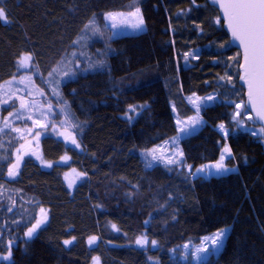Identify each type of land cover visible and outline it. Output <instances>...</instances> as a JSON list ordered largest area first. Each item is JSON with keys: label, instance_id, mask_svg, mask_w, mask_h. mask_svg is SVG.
Segmentation results:
<instances>
[{"label": "trees", "instance_id": "obj_1", "mask_svg": "<svg viewBox=\"0 0 264 264\" xmlns=\"http://www.w3.org/2000/svg\"><path fill=\"white\" fill-rule=\"evenodd\" d=\"M133 3L141 8L146 28L112 41L115 53L108 61L120 88L116 98L112 83L101 74L82 75L61 89L72 113L87 122L82 138L85 154L69 149L72 159L53 169L41 168L26 157L20 176L11 180L5 178L7 163L0 166V184L14 191L11 201L20 207L18 216L16 210L9 215L6 203L0 206L5 238L7 228H15L14 219L39 212L37 202L50 209V222L29 243L23 241V228L14 233L22 238L14 248L15 264H92L93 256L100 257V264H148L149 256L171 264L167 249L196 244L224 226L230 227V233L212 264H264V146L260 141L246 134L230 139L235 159L227 163L237 165L238 172L208 179L192 180L178 169L161 165L147 169L138 154L175 134L172 104L182 116L192 115L185 96L193 91L201 96L224 91L217 89L218 74L231 70L215 60L218 43L228 37L209 23L216 10L206 0H196L199 7H193L191 0H6L11 22H0V84L16 73V58L22 51L35 53V62L47 77L62 58L72 60V53L81 47L72 42L84 35L81 29L94 14L103 28L105 12H126ZM187 8L192 11L177 17L178 10ZM89 40L90 55L104 46L98 37ZM192 48L202 49V55L185 64L178 54ZM235 51L231 48L219 59L226 61ZM34 80L44 87L46 99L56 103L40 77ZM144 102L148 108L129 122L124 116L127 105ZM231 111L217 106L203 113L207 126L181 145L188 163L199 166L218 158L216 141L221 137L215 125L221 119L227 122L224 114ZM49 131L41 138L40 149L46 159L56 162L66 149ZM13 135L0 133V143L5 145L0 155L12 150L8 141ZM12 144L18 146L15 140ZM71 168L86 171L88 178L70 190L63 174ZM169 193L175 199L161 212L159 205ZM150 213L155 218L148 235L160 242L163 251L134 247V238L145 231L143 222ZM112 223L119 232L110 227ZM89 235L100 237L91 248L86 244ZM71 236L76 237L73 245L63 246L62 241Z\"/></svg>", "mask_w": 264, "mask_h": 264}, {"label": "snow or ice", "instance_id": "obj_2", "mask_svg": "<svg viewBox=\"0 0 264 264\" xmlns=\"http://www.w3.org/2000/svg\"><path fill=\"white\" fill-rule=\"evenodd\" d=\"M6 0H0V22L10 23V12L5 6ZM213 7L215 15L209 23L224 31L227 39L218 43L219 51L216 53L215 63L224 64L225 68L231 71H225L224 75L217 78V89L207 95H198L195 91L184 97L191 106L192 115L182 116L175 104H172L171 110L174 114L175 134L164 139L162 143L155 144L152 147H144L139 150V156L145 167L151 169L163 165L169 170L175 168L185 174L192 180L207 179L213 177H223L228 174L238 172V166L227 163L235 159L233 148L229 140L241 134L250 135L258 141H264V0H208ZM193 7H199L196 0H191ZM129 11H110L103 14L105 24L103 28L96 22L95 14L87 24L81 29L84 35L74 40L73 45H82L86 39L98 37L103 41V48L96 49L93 55L80 52L72 53V60L66 61L62 58L53 66L44 77L35 62V53L22 51L16 58V73L10 80L0 84V106L9 105L12 111L8 112L7 117H0V133H14L8 141V155H0V166L7 163L6 177L16 179L20 176L22 165L27 163L26 157L34 158L39 162V167L53 169L67 165L72 159L68 155L69 149L76 150L78 155L85 154L82 138L87 127L86 121L79 119L72 113L70 103L64 99L62 87L68 83L78 81L81 76L89 74L106 75L112 83L113 98L120 92L118 82L111 75V66L108 58L115 53L112 48V41L118 38L122 33H140L146 28L145 19L141 8L133 3L129 5ZM192 8L177 11V17L187 15ZM195 23V21H193ZM171 27V25H170ZM196 29L203 34V27L196 25ZM173 45L175 41L172 42ZM212 45L210 44L209 47ZM235 48L234 55L227 56L226 61L219 59L224 56L225 52ZM202 55V49L192 48L188 51L178 54L185 64L190 60H199ZM84 57L82 62L79 57ZM71 64L72 67H68ZM180 71L179 62H177V72ZM34 76H39L44 85L50 88L52 96L56 98V104L59 110L56 111L51 102L47 103L46 110L43 105L38 104L34 99L29 100L24 96L17 95L20 91L13 85H23L27 89V96L33 94L44 97V87L38 86ZM237 82L240 88H237ZM7 91L5 92V87ZM182 91V85H181ZM77 95L75 89L71 93ZM237 97L238 99H233ZM15 101H19V107L15 106ZM231 108L230 113H225L227 122L221 119L215 125V130L220 134V140L216 141L219 154L218 158L207 163H201L194 166L187 162L185 152L181 147L182 142L196 135L200 130L207 126L203 113L212 107ZM148 108L147 102L143 104H129L124 112L125 118L131 122L139 116L142 110ZM39 112V116L34 118V113ZM58 117H63L58 119ZM23 120L24 127L15 126V121ZM31 121V127L27 125ZM39 129V130H37ZM51 129V133L65 146V153L59 157V160L53 162L45 158L40 149V139L42 134ZM15 140L18 146H14L12 141ZM0 149H5V145L0 143ZM14 157V159H13ZM246 162V158H245ZM67 182L68 189L77 186V181L86 182L88 173L71 168L63 174ZM2 187V185H0ZM175 199L172 193L168 194L164 204L159 205V210L167 211L169 204ZM16 201L12 200L11 205L7 208L8 212H13ZM39 212L29 216L27 219L21 215L20 219H14L12 224L15 228H7L8 236L5 238L4 228L0 227V264H15L14 248L18 247L22 239L18 234L19 229L23 228V241L29 243L35 236L42 231L50 222V209H46L37 202ZM102 209V205H96ZM155 218L149 214L145 219L143 226L145 231L136 235L133 243L140 250L163 251L157 239L150 238L148 229L151 227V221ZM173 220L175 216L173 215ZM166 223V222H165ZM4 227H7L5 224ZM110 227L119 232L120 229L115 223ZM166 230V228H165ZM230 233V227L224 226L218 228L215 232L203 236L199 244L191 245L186 242L173 248L167 249L171 264H212L221 250L224 248L225 240ZM125 235H127L125 233ZM100 237L89 235L87 244L91 248L98 244ZM76 241L75 236L62 241L63 246H71ZM110 243V242H109ZM92 264H100V257L93 256ZM148 264H160L159 259L151 256L148 257Z\"/></svg>", "mask_w": 264, "mask_h": 264}, {"label": "rangeland", "instance_id": "obj_3", "mask_svg": "<svg viewBox=\"0 0 264 264\" xmlns=\"http://www.w3.org/2000/svg\"><path fill=\"white\" fill-rule=\"evenodd\" d=\"M145 31V30H144ZM143 31V32H144ZM140 33H142V32H140ZM140 33H131V32H125V33H122L119 37H121V36H125V35H136V34H140ZM83 34H81V35H79L78 36V38L80 37V36H82ZM77 38V39H78ZM76 39V40H77ZM96 40V39H95ZM92 44V42H91V40H89V39H86V41H84V42H82V45L83 46H79L78 47V50L77 51H74V52H76L77 53V55L79 56V53L80 52H84V53H86V54H88V55H90V52H89V47H90V45ZM76 46H78V45H76ZM83 49V50H82ZM72 57V56H71ZM80 58V60L83 62L84 61V57H79ZM69 67V66H68ZM10 80V79H9ZM7 81V80H6ZM4 83V82H3ZM3 83H1V84H3ZM13 87L14 88H18V89H20V91H18L17 92V95H21V96H24L26 99H29V100H35L38 104H41V105H43V108L46 110V108H47V103L48 102H51L52 104H53V107H54V109L56 110V111H58L59 110V106L56 104V103H53L52 101H49V100H47L46 99V96H44V97H41V96H38V95H35V94H33V96H31V97H29V96H27V89H25L24 88V86L23 85H13ZM48 89H49V92H50V94H51V91H50V88L48 87ZM7 91V86L5 87V92ZM188 96V95H187ZM51 97L55 100V102H56V98L54 97V96H52V94H51ZM186 97V96H185ZM185 101H186V99H185ZM13 103V101H9V105H11ZM186 103H187V101H186ZM188 104V103H187ZM9 105H3V106H0V117H7V115H8V112L9 111H12L13 109H12V107H10ZM189 105V104H188ZM15 106L18 108L19 107V101H15ZM172 106V105H171ZM190 106V105H189ZM190 108H191V106H190ZM34 115V118H37L38 116H39V112H36V113H34L33 114ZM63 117H58V119H62ZM27 125L29 126V127H31V121H27ZM15 126H17V127H24V122H23V120H19V121H15ZM37 130H39V129H37ZM5 131H8L7 129L5 130ZM49 133L52 135V136H54L52 133H51V129H50V131H49ZM14 134V133H13ZM47 134V132L46 133H44V134H42V136H41V138L43 137V136H45ZM15 135V134H14ZM55 137V136H54ZM56 138V137H55ZM57 139V138H56ZM41 140V139H40ZM262 144H263V146H264V141H260ZM162 143V142H161ZM160 144V143H159ZM13 159H14V157H13ZM34 159V158H33ZM35 160V159H34ZM37 162V164L39 165V162L38 161H36ZM161 166H163V165H161ZM5 178H6V180H11V179H8L7 177H6V174H5ZM208 179V178H207ZM66 182V181H65ZM79 181H77V183H78ZM66 184H67V182H66ZM1 185V184H0ZM71 190V189H70ZM13 194H14V191H9V190H7L5 187H0V206L2 205V203H6V208H8L10 205H11V197L13 196ZM10 198V199H9ZM20 207L16 204V211H15V213L16 214H18V216H20ZM25 212H26V210H25ZM14 213V214H15ZM215 232V231H214ZM211 233H213V232H211ZM211 233H209V234H211ZM209 234H206V235H209ZM202 238V237H201ZM226 241V240H225ZM86 244H87V240H86ZM191 245H197V244H199V242L198 243H196V244H194V243H190ZM88 245V244H87ZM134 247H136V248H138L137 246H135V244H134Z\"/></svg>", "mask_w": 264, "mask_h": 264}, {"label": "water", "instance_id": "obj_4", "mask_svg": "<svg viewBox=\"0 0 264 264\" xmlns=\"http://www.w3.org/2000/svg\"><path fill=\"white\" fill-rule=\"evenodd\" d=\"M206 2H207V4L209 5V6H211L209 3H208V0H206ZM235 49V48H234ZM238 85L240 86V84H239V82H238ZM16 210V207H14V209H13V212ZM13 212H8L9 213V215H11Z\"/></svg>", "mask_w": 264, "mask_h": 264}]
</instances>
